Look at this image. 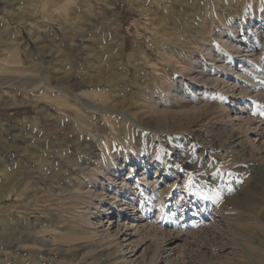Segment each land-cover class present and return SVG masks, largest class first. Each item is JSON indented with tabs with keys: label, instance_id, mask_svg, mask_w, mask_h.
<instances>
[{
	"label": "rangeland",
	"instance_id": "1",
	"mask_svg": "<svg viewBox=\"0 0 264 264\" xmlns=\"http://www.w3.org/2000/svg\"><path fill=\"white\" fill-rule=\"evenodd\" d=\"M65 1L0 0V55L14 45L20 61L0 69V264H44L32 254L23 261L13 245L36 249L46 240L50 251L45 258L52 264L89 248L57 238L70 229L69 222L62 228L48 224L65 218L70 203L66 192L78 168L86 166L83 154L102 137L127 142L133 152L150 151L147 178L165 190L164 214L174 212L169 220L156 211L147 215V221L161 224L166 238L157 230L147 234L137 254L139 264H264V0H245L252 7L242 17L234 0H222L225 20L234 18L236 27H242L234 43L250 29L257 33L248 34L252 39L243 54L230 52L216 65L200 58L193 71H181L176 61L191 56L184 41L187 28L171 10L192 9L198 0ZM66 4L70 9L64 11ZM97 51L103 56L95 59ZM105 57L111 59V71ZM223 61L226 69L219 68ZM202 69L218 77L216 86L192 80L201 77ZM163 74L171 75L169 83L176 85L173 94L178 97L157 96L153 103L158 109L153 111L146 96ZM57 85L61 87L53 88ZM61 91L64 96L56 98ZM191 101H198L194 112L190 104L184 108ZM59 102L64 105L57 106ZM80 102L103 110L81 114ZM205 104L222 105L224 112L208 115ZM248 118L251 127L244 121ZM182 157L188 162L174 176L155 174L161 162L175 168ZM176 175L178 181L169 188ZM182 181L187 190L181 188ZM8 190L12 193L7 198ZM202 195L210 201H201ZM94 203L98 219L106 213V202L98 198ZM123 214L116 212V220L128 223L125 228L133 232L130 223L139 219L133 218L137 211ZM33 232L42 242L33 245L24 239ZM103 249L75 264H123L121 259L92 263L101 255L121 257L113 244ZM57 251L63 255L55 256Z\"/></svg>",
	"mask_w": 264,
	"mask_h": 264
},
{
	"label": "bare ground",
	"instance_id": "2",
	"mask_svg": "<svg viewBox=\"0 0 264 264\" xmlns=\"http://www.w3.org/2000/svg\"><path fill=\"white\" fill-rule=\"evenodd\" d=\"M198 1H197L198 3L196 5H192V7H191L192 9L175 6L171 10V13L175 17L183 19V23H182L181 27L187 28V30L183 34L186 35V37L184 38V41L189 45L188 51L190 54L189 56H191V58L186 60V54H184L183 51H181L182 54H184L183 56H179L178 59L175 58L176 61L178 60V62H179L178 64H179L181 71L184 69L186 71H188L189 69L191 71H193L195 68L198 67V65H200V64H198V63H200L199 62L200 58H203L204 63L206 62V60H208V61H212L215 64V63H218V61H220L222 59V56H226L230 52L235 53L237 55L243 54L246 51V44H248L249 41L252 39V37H250L248 34H250V32H251V34L254 32L253 34L256 35V33H257L256 30L254 31V29H250L249 33L243 34L241 39L237 43H234L235 42L234 39H237L240 37V36L238 37V33L240 31V28H242V27L240 26L241 24H239V26L236 27L235 23H233V21H232V20H234V18H230L228 20H225V17H227V16H224V14H226V13L221 11L222 9L225 11L224 5L221 6L222 0H198ZM231 1L232 0H230V3H231ZM234 3H236L235 8H237V9L241 8L240 11L238 12V16H241V17L246 15V13H249V10L252 7L250 2L245 1V0H234ZM67 4L64 5V9H63L64 11H67L70 9L69 6H67ZM230 5H232V4H230ZM70 17H72V16H70ZM244 22L245 21H243L242 23H244ZM170 30H171V32L174 31L173 29H170ZM241 32L243 33L242 30L240 31V33ZM174 33H176V32H174ZM47 38L50 39V36H48ZM257 40H258V38H257ZM262 40H264V39H262ZM175 45L180 47V45H178V44H175ZM13 46L12 47L10 46V48H7V46H6L7 50L5 52H3V50L1 49L2 54L0 56H3V57H1V60H0V69L2 68V66L6 65V64H16V63L18 64V62H20L14 55V51H13L14 47ZM180 48H182V47H180ZM182 49H184V48H182ZM111 51H112V49H111ZM78 52H76V53H78ZM80 52L78 54L79 57L81 56ZM74 55H76V54H74ZM101 56H103V54L98 52V54L95 56V59H98ZM131 58L134 59L135 57L134 58L131 57ZM225 58H227V57H225ZM105 60H106V67L108 68L107 70L111 71L112 70L111 69V65H112L111 59L108 57H105ZM220 63L221 64L219 65V68L221 67L222 69H226L225 62L223 61ZM0 71H2V70H0ZM173 71H172V73H173ZM245 72H246V70H245ZM204 73H205V71H204V69H202L201 72H198V75H200L203 78L195 75L196 77L192 78V80L197 79L202 84H205V87H206V85H212L213 86V85L217 84L218 77L214 78L210 74L205 75ZM170 76H171L170 74H163L162 77H160L159 81L157 83H154L155 87H153L152 89L150 88L151 90H149L147 93V96H146L147 99L146 100H148L149 102L147 101L148 103H146V104H148V107L150 106V108L153 111H156L158 109V107L153 103L154 99L157 96H163L164 98H166L168 100L174 99L175 97H178L176 94H173L174 92H176V85L173 83L170 84L171 83L169 81V78H171ZM242 78H245V77H242ZM197 80H195V81H197ZM248 80H250V79L248 78ZM202 84H201V86H202ZM60 85H57L55 87L52 86V87L57 89V88L61 87ZM181 85L183 86V83H181ZM156 86L160 87L161 92H158V88ZM52 87L49 89L51 90ZM245 89H246V87H245ZM50 90H49V93H50ZM246 90H244V91L247 92ZM45 91H46V88H45ZM56 91H58V90H56ZM63 94H64V92L61 91V92L56 93L55 96H56V98L61 99L64 96ZM181 94L182 93H180V95ZM72 96L75 97L78 101H80V99L78 98V94L73 93ZM49 97H47V98L45 97L46 100L50 101L51 98H49ZM181 97H179L180 100H182ZM52 98H53L52 100L55 99V97H52ZM197 102L198 101H196V103H193L191 101V103L189 102L188 104H186L184 106V108L188 107L190 104L191 108L193 109V112H194V110H195L194 106H196V107L198 106V105H196ZM63 105H64V102H59L57 104V106H59V107H61ZM202 108H203L204 112L207 113L208 115L215 113L216 110H219L220 113L224 112L222 105H219L218 108H214L212 105L205 104L204 106H202ZM74 109H76V108H74ZM151 109H149V110H151ZM78 110L80 111L81 114H83V113L86 114V113H90V112H96L97 114H99L100 111L103 110V108L101 109V107L84 105L82 102H80ZM152 114H153V112H152ZM192 115H194V114H192ZM238 115H240V113L236 114V116H238ZM240 119H241V117L239 118V120ZM244 121H246V123L250 127L252 126L253 120L251 121V119L248 118V119H245ZM78 123H80V122H78ZM105 138L102 137V138L97 139L96 140L97 145H90V147L88 148V151L84 152L83 156L85 158L84 161H86V166L78 168V170L75 173V175H76L75 181L72 179L73 180L72 189L70 188V185H69V189H71L72 191L70 190V191L66 192V194H67L66 196H67L70 203L68 202L69 205L66 208V212H64V213H66L65 218L63 220H60L58 218L56 221H54V219H53L52 222H54V223L52 224V222H51V224H48L54 228H58V227L62 228L64 225L67 226V222H69V225H71L70 229H68V231H65V232L59 234V237H57V238H60V240L62 239L65 244L73 245L72 244L73 242L78 241V243L76 245L77 246L80 245L81 246L80 248H85V246L89 247L88 249L82 251V254L80 253L81 255H79V256L76 255L74 258H72V257L66 258L65 257L62 260L58 259L60 264L61 263L75 264V263L81 262L88 253L96 252L99 248L106 249V247H108L109 244H113V247H115V253L116 252L120 253L119 255L121 257L120 258L119 257L118 258H115V257L109 258L111 254L110 255H101V256L97 255L98 257H96L92 263L108 262L111 259H113V261L111 263H115L118 259H121L123 264H139L137 262V260L139 258L137 256V254H138L139 249L144 246L143 245L144 239H146V241H148L146 238L147 234H149L151 231L155 232L157 230L156 232L160 233L162 239L166 238L165 234H164L165 231H163L162 229H159L161 227V224H157V223L152 222V221H147L148 220L147 215H149L150 212H152V211H156V215L159 217H162V215L163 216L165 215V220H169V216L174 217V212L172 210L167 211L166 214H164V212H166V211L163 212V209H162L163 208V201L166 199L165 198L166 197L165 196L166 195L165 190H163V189L158 190V188L156 187V183L149 181V179L147 178V171H148V167L150 166V164L148 162L149 161L148 156H150V151L149 150H147V151L139 150L137 152H133L132 149H130V147L128 146L129 144L127 142H121L120 140H119V142H118V140L117 141H114V140L108 141ZM81 152H83V151H81ZM146 153H148L149 155ZM154 157H156V156L154 155ZM173 161H175V160L173 159ZM187 162H188V160L186 159V157H182L180 159H177L175 168H168V165L165 162H161L160 166L155 167L154 171H155V174H158L160 171H164V174H166V175L170 174L172 177V176H174V173L177 171V168L185 165ZM124 169H127L126 170L127 172H125V174L122 173L124 171ZM140 173H142V174H140ZM66 179H67V177L64 178L63 183H65ZM178 179H179V176L176 175L175 180L173 181V183L169 184L168 187L169 188L172 187L174 185V183H176V181H178ZM106 180L108 181V183L105 185ZM208 183H210V178L208 179ZM102 186H104V187H102ZM181 188L184 190H187L186 185H185V181L181 182ZM11 193H12L11 190H8L7 198L10 197ZM156 196H158V198L155 201H152V199L155 198ZM98 198H101L103 201L106 202L105 207H107V209H106V213L103 214L102 217L97 219L96 216L99 213V211L96 210V212H94V211H92V209H94V208L97 209V207L94 203V200H96ZM201 201H210V200H209L207 195H202ZM178 207L181 208L184 206H178ZM135 210L137 211V214L133 215V218L137 216L139 219H135V220L131 221L130 225L133 226L132 230H134V231L130 232L129 229L125 228V227H128L127 225H129V224L124 223L126 226H123L122 225L123 223H121L119 220L117 221L115 216H116V212H118V213L123 212L124 214L122 217H124V216L129 217V213L134 212ZM184 210L185 209H182L181 212H183ZM103 213H104V211H103ZM166 215H167V217H166ZM163 220H164V218H163ZM173 222L174 221L171 220V223H173ZM60 224H61V226H60ZM212 225H215L214 220L212 222ZM188 227H189V225H187V229H185L186 232H187V230H189ZM175 229L182 231V229H179L177 227H175ZM171 231H166V232L170 233ZM37 233L38 232H36L34 234H30L27 237H25L24 239L31 241V243L33 245L38 244V241L42 242V240L38 239V236L36 235ZM54 236H56V235H54ZM157 236H156V238H157ZM149 237H150V235H149ZM158 238L160 239V237H158ZM128 241H130V242H128ZM156 242H158V240ZM161 242H163V241H161ZM46 246H48V244L45 240V241H43V243L38 245V248H36V249H32L29 247L32 250H29V248H27V246H25V245H13L12 247L16 249L15 251H18L19 253H21L20 254L21 256H19V257L23 258V261L25 259L27 260L26 257L28 255L30 256L32 254V255H35L36 259L39 262H42L44 264H52V263H54L53 260L45 258V255H48L49 251H50V250H48V248H45ZM148 247H150V246H148ZM160 247H161V244H160L159 248H157V249L155 248L156 252H159ZM125 248H126V250H125ZM128 248H131V249H128ZM171 250L172 249H170V251ZM173 250H174V248H173ZM126 251H129V252H127V253H129L128 257H126ZM145 254H147V253H145ZM61 255H63V254H61V252H58V251L55 254V256H61ZM153 255L155 256V254H153ZM153 255H152L151 259L154 260V258H156V257L153 258ZM146 258L147 257H145V260H146ZM139 259H141V258H139ZM58 260H55V262L58 263ZM139 261H141V260H139ZM21 262H22V260L20 261V264H21ZM147 263H148V261L146 263L143 262V264H147ZM17 264H19V263H17ZM87 264H90V263L88 262Z\"/></svg>",
	"mask_w": 264,
	"mask_h": 264
}]
</instances>
